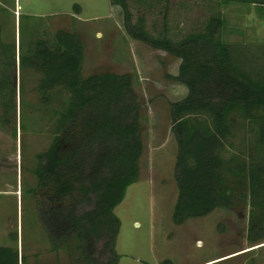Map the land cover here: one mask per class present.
<instances>
[{
  "label": "rangeland",
  "instance_id": "374dc122",
  "mask_svg": "<svg viewBox=\"0 0 264 264\" xmlns=\"http://www.w3.org/2000/svg\"><path fill=\"white\" fill-rule=\"evenodd\" d=\"M129 8L131 23L143 17L153 35L166 23L174 39L200 30L209 17L220 15L224 41L240 45L251 65L264 73V8L222 5L219 0H129ZM57 30L79 37L82 77L107 72L132 77L143 152L138 180L114 209L119 220L116 264H264V233L249 232L250 224L264 226V211L251 208L244 178L225 174L233 189L230 208H217L181 225L172 222L177 148L170 103L187 94L173 78L180 60L130 38L122 9L110 0H0V43L15 46L16 63L6 73L15 92V113L3 123L0 109V246L17 247L24 264H79L70 250L51 251L32 192L36 156L51 144L55 114L68 95L54 89L43 100L38 92L41 75L18 65L20 53L26 55L32 42L51 40ZM232 134L222 152L225 167L232 159L255 160V135L240 116L235 117Z\"/></svg>",
  "mask_w": 264,
  "mask_h": 264
},
{
  "label": "trees",
  "instance_id": "16d2710c",
  "mask_svg": "<svg viewBox=\"0 0 264 264\" xmlns=\"http://www.w3.org/2000/svg\"><path fill=\"white\" fill-rule=\"evenodd\" d=\"M219 1L264 8V0ZM110 4L122 9L130 38L180 60L173 78L187 94L170 103L177 148L172 222L181 225L217 208H230L233 189L225 174L246 179L251 208L264 211V73L251 65L240 45L224 41L220 15L174 39L166 23L156 35L146 30L143 17L131 23L129 0ZM18 59L21 69L29 66L41 75L38 92L43 100L54 89L68 95L55 114L52 142L36 156L33 171L37 216L51 251L70 250L79 264H116L119 220L114 209L138 180L143 152L132 77L109 72L82 77V43L65 30H57L51 40L32 42ZM15 66V46L0 43L3 123L16 110L15 92L6 78ZM236 116L254 133L258 155L248 163L232 159L225 167L222 152ZM249 232L264 233V226L250 224ZM24 262L17 247L0 246V264Z\"/></svg>",
  "mask_w": 264,
  "mask_h": 264
},
{
  "label": "crops",
  "instance_id": "0c3cea01",
  "mask_svg": "<svg viewBox=\"0 0 264 264\" xmlns=\"http://www.w3.org/2000/svg\"><path fill=\"white\" fill-rule=\"evenodd\" d=\"M207 263H209V262L206 261V262H202V263H198V264H207Z\"/></svg>",
  "mask_w": 264,
  "mask_h": 264
}]
</instances>
